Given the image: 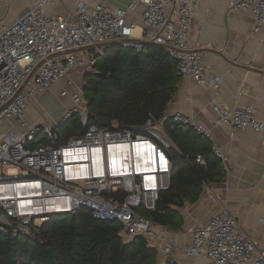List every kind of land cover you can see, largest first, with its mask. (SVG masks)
I'll use <instances>...</instances> for the list:
<instances>
[{"label": "built area", "instance_id": "2783aa9c", "mask_svg": "<svg viewBox=\"0 0 264 264\" xmlns=\"http://www.w3.org/2000/svg\"><path fill=\"white\" fill-rule=\"evenodd\" d=\"M196 1L133 0L126 8L79 3L75 14L64 18L48 16L47 0H36L14 22L0 18V126L13 124L0 128L1 232L30 235L56 215L85 208L95 219L121 223L127 240L141 236L170 258L183 253L192 264H264V243L246 235L236 215L225 208L193 227L190 244L157 231L140 213L155 210L161 191L170 186L174 162L166 148L171 143L156 129L163 122L151 117L139 128L149 134L119 127L115 121L110 127L90 124L88 103L80 91L70 94L73 105L59 123H31L26 117L29 99L59 79L79 69L95 72L97 56L110 43L141 52L154 42L167 49L181 76L219 89L221 76L211 71L206 52L194 50L190 40ZM140 6L144 10L138 26L129 15ZM229 7L253 16L254 33L264 29V0H229ZM137 27L141 38L135 34ZM214 110L217 126L264 132V119L251 106L216 103ZM73 117L84 132L59 143L55 128ZM172 120L173 126L181 123L207 137L230 170V158L212 128L181 111ZM196 160L206 163L202 154Z\"/></svg>", "mask_w": 264, "mask_h": 264}, {"label": "trees", "instance_id": "16d2710c", "mask_svg": "<svg viewBox=\"0 0 264 264\" xmlns=\"http://www.w3.org/2000/svg\"><path fill=\"white\" fill-rule=\"evenodd\" d=\"M95 70L87 74L83 92L90 124L110 127L115 121L119 127L149 134L139 128L151 117L158 122L167 119L181 75L165 47L146 43L139 52L131 46L111 44L97 56ZM171 122L164 124L175 145L166 148L174 162L170 186L161 191L156 209L143 215L153 224L179 228L183 225L180 208L195 203L204 185L221 181L225 171L210 143L192 129ZM84 130L75 120L58 142ZM198 154L205 164L197 162ZM61 216L42 223L30 235L0 231V264H160L158 249L148 246L141 236L127 240L119 222L95 219L85 208L67 220ZM165 264L177 262L167 259Z\"/></svg>", "mask_w": 264, "mask_h": 264}, {"label": "crops", "instance_id": "0c3cea01", "mask_svg": "<svg viewBox=\"0 0 264 264\" xmlns=\"http://www.w3.org/2000/svg\"><path fill=\"white\" fill-rule=\"evenodd\" d=\"M132 1L47 0L46 14L70 18L75 14L79 3L90 8L97 3L112 8H126ZM35 2L36 0H0V18L6 23L14 22ZM143 10L140 6L129 15V19L138 23V26L142 24ZM254 25L253 16L246 11L230 9L229 0L196 1L190 32L192 47L206 52L207 64L214 74L221 76L222 82L219 89H214L201 85L190 77L181 76L177 92L168 105L167 117H173L176 112L181 111L194 115L201 123L212 128L217 143L230 158V170L226 171L222 164L225 177L221 181L204 185L195 203H187L180 208L183 217L181 227L153 224L157 231L181 244L192 242V230L198 222L209 219L224 208L236 215L246 235L264 243V132L238 130L228 125L217 126L215 120L218 113L214 110L216 103L228 108L251 106L256 115L264 119V29L254 33ZM135 34L141 38V27L135 29ZM51 88L46 93L52 95L54 87ZM37 97L30 98L27 103L26 117L31 123H55L59 116L61 121L67 109L73 105L70 97L60 115L54 114L53 119L44 121L33 113L32 105L37 104ZM161 122L165 127V121ZM176 125L192 129L181 123ZM192 130L211 144L207 137ZM168 139L171 146L175 147L169 136ZM157 249L160 264H165L167 259L175 260L177 264L194 262L183 253L170 258L161 247Z\"/></svg>", "mask_w": 264, "mask_h": 264}, {"label": "rangeland", "instance_id": "374dc122", "mask_svg": "<svg viewBox=\"0 0 264 264\" xmlns=\"http://www.w3.org/2000/svg\"><path fill=\"white\" fill-rule=\"evenodd\" d=\"M88 73H92V71H86L84 69L76 70L68 78H61L54 84V90H51L52 95H50V93H46L48 90L37 94V104L32 105L34 115L40 116L41 119H43L44 121H49L50 119H53V117L55 116L54 114L60 115L62 108L65 106L66 102L69 101L70 94L72 92H84V87L86 85V76ZM70 81H72V83H70ZM59 122L60 116L58 121L55 122V124ZM74 122L75 117L71 118L69 121H67V123L63 125H57V127L55 128V133L59 134V136L63 135L64 132H67L74 127ZM12 126V123L3 122L0 128L7 130ZM156 129H159L163 137L165 139H168L166 130L164 129L162 124L158 126L156 125ZM43 137L44 135H41L38 138L39 140H42ZM143 212V210H140L141 214H143ZM70 216L71 214H66L59 218L61 220H67ZM115 223L118 224L117 221H115Z\"/></svg>", "mask_w": 264, "mask_h": 264}, {"label": "water", "instance_id": "95a60500", "mask_svg": "<svg viewBox=\"0 0 264 264\" xmlns=\"http://www.w3.org/2000/svg\"><path fill=\"white\" fill-rule=\"evenodd\" d=\"M111 44H115V43H110L109 45H111ZM151 44H153V45H158V44H156V43H154V42H152ZM92 73H94V72H92ZM171 119H172V117H167L166 120H171ZM166 120H165L164 124H166ZM59 215H63V214H59Z\"/></svg>", "mask_w": 264, "mask_h": 264}]
</instances>
